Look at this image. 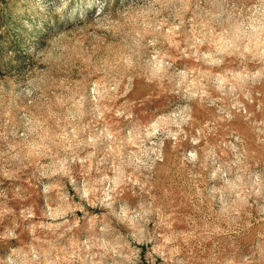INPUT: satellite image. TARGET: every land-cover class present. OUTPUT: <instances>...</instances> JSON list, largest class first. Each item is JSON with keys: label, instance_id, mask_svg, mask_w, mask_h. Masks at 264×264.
I'll list each match as a JSON object with an SVG mask.
<instances>
[{"label": "rangeland", "instance_id": "obj_1", "mask_svg": "<svg viewBox=\"0 0 264 264\" xmlns=\"http://www.w3.org/2000/svg\"><path fill=\"white\" fill-rule=\"evenodd\" d=\"M0 264H264V0H0Z\"/></svg>", "mask_w": 264, "mask_h": 264}]
</instances>
